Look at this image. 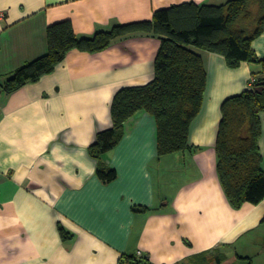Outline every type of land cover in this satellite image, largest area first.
<instances>
[{
	"label": "crops",
	"instance_id": "crops-1",
	"mask_svg": "<svg viewBox=\"0 0 264 264\" xmlns=\"http://www.w3.org/2000/svg\"><path fill=\"white\" fill-rule=\"evenodd\" d=\"M189 1L228 0H0V89L1 77L47 52L56 22L92 36ZM159 46L138 34L97 53L72 50L37 82L0 92V264H119L138 250L151 264H264V200L234 208L216 152L221 105L249 88L260 64L231 68L202 51L208 84L192 149L159 156L155 119L142 112L103 155L117 179L96 174L88 147L112 126L117 91L153 80ZM253 48L263 59L264 31ZM259 146L264 169V116Z\"/></svg>",
	"mask_w": 264,
	"mask_h": 264
},
{
	"label": "trees",
	"instance_id": "trees-1",
	"mask_svg": "<svg viewBox=\"0 0 264 264\" xmlns=\"http://www.w3.org/2000/svg\"><path fill=\"white\" fill-rule=\"evenodd\" d=\"M263 31L264 0L183 2L155 10L151 20L117 24L92 36L77 35L71 21L63 20L48 27V49L43 56L1 77L0 92L12 93L37 82L53 72L72 50L97 53L118 39L138 34L158 38L153 80L117 91L111 106L112 126L99 131L88 147L89 155L97 160V176L103 182H112L118 172L103 161V155L116 148L127 122L139 113L155 119L159 156L192 149L189 131L200 113L208 84L202 51L222 55L231 68L242 62L258 63L262 70L253 74L249 88L222 103L216 140L217 171L229 202L234 208L258 204L264 200L259 146L264 116V58L257 56L253 41ZM141 208L146 209L135 207ZM60 232L69 237L62 226Z\"/></svg>",
	"mask_w": 264,
	"mask_h": 264
},
{
	"label": "built area",
	"instance_id": "built-area-1",
	"mask_svg": "<svg viewBox=\"0 0 264 264\" xmlns=\"http://www.w3.org/2000/svg\"><path fill=\"white\" fill-rule=\"evenodd\" d=\"M119 264H151V262H149V259L144 255L141 250H138L135 258L129 259L125 256H122L119 261Z\"/></svg>",
	"mask_w": 264,
	"mask_h": 264
}]
</instances>
